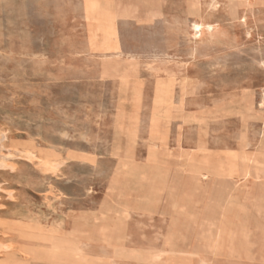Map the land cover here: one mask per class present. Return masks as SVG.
Wrapping results in <instances>:
<instances>
[{
  "label": "rangeland",
  "instance_id": "rangeland-1",
  "mask_svg": "<svg viewBox=\"0 0 264 264\" xmlns=\"http://www.w3.org/2000/svg\"><path fill=\"white\" fill-rule=\"evenodd\" d=\"M84 1L0 0V153L15 165L0 168V218L36 215L89 261L138 264L96 234L112 223L117 253L155 256L143 264H264V0H112L115 50ZM193 21L211 28L197 32ZM165 70L177 74L172 84ZM162 83L171 88L161 103ZM11 140L63 164L42 172L10 153ZM229 151L250 158L247 178L195 183V161ZM219 198L241 219L213 215L206 203ZM175 203L188 222L176 230ZM168 238L174 255L162 252Z\"/></svg>",
  "mask_w": 264,
  "mask_h": 264
},
{
  "label": "bare ground",
  "instance_id": "bare-ground-1",
  "mask_svg": "<svg viewBox=\"0 0 264 264\" xmlns=\"http://www.w3.org/2000/svg\"><path fill=\"white\" fill-rule=\"evenodd\" d=\"M85 6V14H87L88 17L91 19H95L98 21V27L103 33V38L106 44V49H117V42L115 38V28L114 26V10L112 9V0H86ZM212 2V1H211ZM230 3V2H229ZM2 4V2H1ZM28 4V3H27ZM210 5V4H209ZM1 6V5H0ZM4 7V6H3ZM32 7V5H31ZM31 9V8H29ZM33 9V8H32ZM32 11V10H31ZM30 12V10H29ZM33 15V14H32ZM35 15V14H34ZM234 15V14H233ZM86 17V16H85ZM4 18V17H3ZM237 18V17H236ZM87 19V18H86ZM200 19V18H198ZM232 19V18H231ZM230 19V20H231ZM42 20V19H41ZM88 20V19H87ZM50 21V20H49ZM190 21V19H189ZM30 22V21H29ZM116 23V22H115ZM191 25V24H190ZM193 28L199 32L203 28H211V25L208 23H202L199 21H193L192 23ZM263 26V25H262ZM5 27V26H4ZM97 27V26H96ZM162 27V26H161ZM160 27V28H161ZM191 27V26H190ZM6 28V27H5ZM98 29V28H97ZM194 30V31H195ZM95 34V33H94ZM198 34V33H197ZM163 37V36H162ZM194 37V36H192ZM36 39V38H35ZM90 39V38H89ZM164 40V39H163ZM95 41V40H94ZM93 41V42H94ZM41 42V41H40ZM100 43V42H99ZM104 43V42H103ZM91 44V43H90ZM93 44V43H92ZM91 44V45H92ZM96 44V43H95ZM163 44V42H162ZM193 44V43H192ZM103 45V44H101ZM156 45V44H155ZM91 47V46H90ZM98 47V46H97ZM102 47V46H100ZM214 47V46H213ZM212 48V47H211ZM94 50V48L92 47ZM96 49V48H95ZM129 49V48H128ZM256 49V47H255ZM104 50V49H103ZM112 50V51H113ZM194 50V49H193ZM2 51V50H0ZM5 51V50H4ZM130 51V50H129ZM154 51V50H153ZM208 51V50H207ZM235 51V50H234ZM237 51V50H236ZM257 51V50H256ZM105 52V51H104ZM109 52V51H108ZM111 52V51H110ZM233 52V51H232ZM230 53V57L233 53ZM119 53V52H118ZM147 53V52H146ZM149 53V52H148ZM154 53V52H153ZM162 53V52H161ZM121 54V51H120ZM155 54V53H154ZM237 54L234 52V55ZM1 55V54H0ZM151 55V54H150ZM215 55V54H212ZM262 55V54H261ZM229 55H226V58ZM238 56V54H237ZM236 56V57H237ZM4 58V56H2ZM1 57V58H2ZM143 57V56H142ZM156 57V56H155ZM229 57V58H230ZM241 57V56H240ZM221 58V57H220ZM223 58V57H222ZM239 58V57H238ZM238 58L236 60H238ZM225 59V57L223 58ZM240 59V58H239ZM5 60V59H4ZM232 60H234L232 58ZM242 60V59H241ZM24 61V60H23ZM27 61V60H26ZM25 61V62H26ZM29 61V60H28ZM225 61V60H224ZM245 61V60H244ZM22 62V61H21ZM37 62V61H36ZM223 62V61H222ZM226 62V61H225ZM254 62V61H253ZM256 62V61H255ZM260 62V61H258ZM262 62V61H261ZM2 63V62H0ZM102 63V62H101ZM212 63V62H211ZM232 63V62H231ZM234 63V62H233ZM24 64V63H23ZM148 65V64H147ZM1 66V64H0ZM2 67H4L2 65ZM214 67V66H213ZM153 69V68H152ZM208 69V68H207ZM242 70V69H241ZM23 71V69H22ZM212 71V70H210ZM17 72V71H16ZM15 72V73H16ZM21 72V71H20ZM24 72V71H23ZM14 73V71H13ZM210 74V73H209ZM233 74V73H232ZM20 75V74H19ZM227 75V74H226ZM8 76V74H7ZM22 76V75H21ZM177 74L171 70H165V80L167 83L172 84L173 81L175 82V77ZM34 78V77H33ZM157 78V77H156ZM159 78V77H158ZM1 79V78H0ZM160 79V78H159ZM4 80V78H3ZM24 80V79H23ZM179 80V79H178ZM185 81L184 79H182ZM156 81V80H155ZM25 82V81H23ZM4 83V82H3ZM236 83V82H235ZM170 84L164 85L159 84L156 87V91L154 97H156L157 101L162 103V100L167 98L170 94L169 89L171 87ZM237 84V83H236ZM181 85V84H180ZM49 86V85H48ZM59 86V85H58ZM155 86V85H154ZM14 87V86H13ZM64 87V86H63ZM173 87V86H172ZM217 87V86H216ZM75 88V87H73ZM216 89V88H215ZM64 91V90H63ZM62 91V92H63ZM67 91V90H66ZM174 91V90H173ZM257 92V91H256ZM255 92V93H256ZM25 93V92H24ZM30 93V92H29ZM68 93V92H67ZM65 94V92H64ZM70 94V93H69ZM259 94V93H258ZM72 95V94H71ZM257 95V94H256ZM59 96V95H58ZM74 96V95H72ZM174 96V95H173ZM262 101L260 103V106L264 107V95L262 94ZM105 97V96H104ZM260 97V96H258ZM23 98V97H22ZM29 98V97H28ZM169 98V97H168ZM155 99V100H156ZM13 100V99H12ZM53 100V99H52ZM63 101V100H62ZM75 101V100H74ZM106 101V100H105ZM9 102V101H8ZM7 102V103H8ZM153 102V101H152ZM6 103V102H5ZM103 103V102H102ZM171 103V102H170ZM43 105V104H42ZM46 105V104H44ZM160 105V104H159ZM34 106V105H33ZM157 106V105H156ZM49 107V106H48ZM162 106H160L161 108ZM17 108V107H16ZM33 108V107H32ZM40 108V107H39ZM153 108V107H152ZM99 109V108H97ZM107 109V108H106ZM158 109V107H157ZM22 110V109H21ZM33 110V109H32ZM46 110V109H45ZM110 110V109H109ZM152 110V109H151ZM161 110V109H160ZM251 110V109H250ZM157 111V110H156ZM169 111V110H168ZM30 112V111H29ZM38 112V111H37ZM45 112V111H44ZM111 112V111H110ZM8 113V112H6ZM39 113V112H38ZM156 113V112H155ZM158 113V112H157ZM21 114V113H20ZM30 114V113H29ZM75 114V111L74 113ZM160 114V113H159ZM169 114V113H168ZM172 114V113H171ZM38 115V114H37ZM152 115V114H151ZM156 115V114H154ZM250 115V114H249ZM254 115V114H253ZM106 116V115H105ZM104 116V117H105ZM172 116V115H171ZM7 117V116H6ZM160 116H158L159 119ZM250 117V116H249ZM255 117V116H253ZM10 118V117H9ZM49 118V117H48ZM78 118V117H77ZM153 118V117H152ZM156 118V117H155ZM169 118V117H168ZM251 118V117H250ZM249 118V119H250ZM4 119V118H3ZM67 119V118H66ZM105 119V118H104ZM110 119V118H109ZM53 120V119H52ZM73 120V119H71ZM76 120V119H74ZM78 120V119H77ZM154 120V119H153ZM5 121V120H4ZM13 121V120H12ZM151 121V120H149ZM159 121V120H157ZM156 121V122H157ZM166 121V120H165ZM164 121V122H165ZM94 122V121H93ZM150 123V122H149ZM158 123V122H157ZM70 124V123H69ZM74 124V123H73ZM87 124V123H86ZM104 124V123H102ZM171 124V123H170ZM178 124V123H176ZM38 125V124H37ZM48 125V124H47ZM85 125V124H84ZM107 125V124H105ZM104 125V126H105ZM264 125V124H263ZM26 126V125H25ZM34 126V124H33ZM36 126V125H35ZM34 126V128H35ZM72 126V125H71ZM87 126V125H86ZM85 126V128H86ZM102 126V125H101ZM166 126V125H165ZM170 126V125H169ZM28 127V126H27ZM30 127V126H29ZM39 127V125H38ZM81 127V126H80ZM100 127V126H99ZM106 127V126H105ZM109 127V126H108ZM154 127V125H153ZM181 127V126H179ZM70 128V127H69ZM84 128V127H83ZM98 128V127H97ZM155 128V127H154ZM157 128V127H156ZM159 128V127H158ZM165 128V127H164ZM177 128V127H176ZM17 129V128H16ZM29 129V128H28ZM71 129V128H70ZM88 129V128H87ZM85 129V130H87ZM91 129V128H89ZM109 129V128H108ZM162 129V128H161ZM3 127L0 125V144L6 139L7 135L6 133L2 132ZM20 130V129H19ZM30 130V129H29ZM40 130V127H39ZM63 130V129H62ZM65 130V129H64ZM24 131V130H23ZM26 131V130H25ZM73 131V130H72ZM77 131V130H76ZM89 131V130H88ZM87 131V132H88ZM96 131V130H95ZM99 132V130H97ZM159 131V130H158ZM33 132V131H32ZM37 132H39L37 130ZM69 132V131H68ZM90 132V131H89ZM92 132V131H91ZM153 132V131H152ZM162 132V131H161ZM181 132V130L179 131ZM41 133V132H40ZM73 133V132H72ZM151 133V132H150ZM33 134V133H32ZM31 134V135H32ZM67 134V133H66ZM80 134V133H79ZM90 133H88L89 135ZM123 134V133H122ZM163 134V133H162ZM180 134V133H179ZM36 132L34 133L35 137ZM39 135V133H38ZM81 135V134H80ZM85 135V134H84ZM151 134H148V136ZM154 135V133H153ZM157 135V134H156ZM252 135V134H251ZM70 136V134L68 135ZM87 136V135H86ZM94 136V135H92ZM101 136V135H100ZM179 136V135H178ZM242 136V135H241ZM91 137V136H90ZM153 139L157 140L156 136H151ZM32 138V137H31ZM72 138V137H71ZM150 138V136H149ZM147 138V140L149 139ZM181 138V137H180ZM22 139V138H21ZM59 139V138H58ZM57 139V140H58ZM79 139V138H78ZM98 139V137H97ZM164 139V137H163ZM169 139V138H168ZM47 140V139H46ZM66 140V139H65ZM72 140V139H71ZM151 140V139H149ZM19 141V140H18ZM36 141V140H35ZM34 141V142H35ZM50 141V140H49ZM90 141V140H89ZM88 141V142H89ZM97 141V140H96ZM165 140H163L164 142ZM178 141L177 139L175 142ZM48 142V141H47ZM82 142H80L81 144ZM84 143V142H83ZM95 143V142H94ZM104 143V142H103ZM51 144V143H50ZM54 144V143H53ZM65 144V143H63ZM92 144V143H91ZM96 144V143H95ZM101 144V143H100ZM150 144V143H147ZM161 144V143H160ZM264 144V139H263ZM10 145L12 148H14L10 153L15 156H22L29 162H36V166L39 168L42 172H51L56 173L59 170L60 165L63 164V161L57 154H55L52 151L42 150L35 148L32 145L29 144H22L19 142H16L14 140L10 141ZM59 145V144H58ZM67 145V144H66ZM98 145V144H97ZM154 145V143H153ZM63 146V145H62ZM69 146V145H67ZM77 146V145H76ZM152 146V145H151ZM168 146V145H167ZM166 146V148H167ZM48 147V146H47ZM51 147V146H49ZM78 147V146H77ZM82 147V146H80ZM96 147V146H95ZM66 148V147H65ZM68 148V147H67ZM72 148V147H71ZM98 148V147H97ZM151 147H149L150 149ZM20 149V151H18ZM140 149V148H138ZM206 149V148H205ZM7 150V149H6ZM61 150V149H60ZM64 150V149H63ZM79 150V149H78ZM94 150V148H93ZM100 150V149H99ZM149 154L147 151V154L155 159L157 151L153 149L149 150ZM156 151V153H155ZM162 151V150H161ZM3 152V151H2ZM65 152V151H64ZM165 152V151H164ZM219 152V151H218ZM221 152V151H220ZM223 152V150H222ZM221 152V153H222ZM230 152V151H229ZM233 152H236L233 150ZM232 152V153H233ZM248 152V151H247ZM160 153V152H158ZM202 153V152H201ZM226 153V152H225ZM221 154L217 155V157H213L212 155L204 156L199 161H195L198 164L197 169L195 170L194 174V181L195 183L201 185L203 182L211 181V179L216 178L218 176L223 177L225 180H229L232 183H236L242 178H247L251 173V169L249 167L248 161L250 158L247 157L246 154ZM78 155V154H77ZM163 155V154H162ZM162 155L161 158L162 159ZM203 155V154H202ZM252 155V154H251ZM194 157V156H193ZM144 158V157H143ZM148 159V158H146ZM191 159V158H190ZM97 160V157H96ZM143 160V159H142ZM164 160V159H163ZM193 160V159H192ZM197 160V159H196ZM26 161V160H25ZM98 161V160H97ZM96 161V162H97ZM140 161V160H139ZM167 161V160H166ZM78 162V161H77ZM85 162V161H84ZM162 162V161H161ZM15 163V162H14ZM71 163V162H70ZM158 163V162H157ZM194 163V162H193ZM254 163V161H253ZM156 164V163H155ZM255 164V163H254ZM35 165V164H34ZM33 165V166H34ZM71 164H69L70 166ZM73 165V164H72ZM9 168L13 170L15 168V165L9 160L8 157L4 154L0 153V168ZM23 167V166H22ZM158 167V165H157ZM34 168V167H33ZM66 168V167H65ZM69 169V168H68ZM66 170V169H65ZM64 170V171H65ZM73 170V169H72ZM256 170V169H255ZM258 170V169H257ZM68 171V170H67ZM34 172V170H33ZM69 173V171H68ZM67 173V174H68ZM156 173V172H155ZM166 173V172H165ZM168 173V172H167ZM22 174V173H21ZM70 174V173H69ZM68 174V175H69ZM24 175V174H23ZM51 175V174H50ZM159 176V173L155 174ZM65 176V175H64ZM37 177V176H36ZM54 177V176H53ZM54 179V178H53ZM61 179V178H60ZM45 180H47L45 178ZM44 180V181H45ZM155 180V179H154ZM2 181V180H1ZM0 181V182H1ZM63 182V181H62ZM18 183V181H17ZM60 183V182H59ZM51 184V182H50ZM27 185V184H26ZM43 185V184H41ZM40 185V187H41ZM49 185V184H47ZM43 187V186H42ZM49 188V186H47ZM9 189V188H8ZM15 189V188H14ZM11 190V189H10ZM30 190V189H29ZM33 190V189H32ZM3 191V190H2ZM9 191V190H7ZM48 191V190H47ZM34 192V191H33ZM61 192V191H60ZM63 192V191H62ZM22 193V192H21ZM10 198L12 197V193H7ZM61 194V193H60ZM50 195V194H49ZM53 195V194H52ZM64 195V193H63ZM8 196V197H9ZM57 196V195H56ZM228 196V195H227ZM22 197V196H21ZM58 197V196H57ZM66 197V196H65ZM55 198V197H54ZM46 199V196H45ZM48 200V199H47ZM50 201V200H49ZM60 204V202H58ZM47 204V202H46ZM230 202L227 199L219 198L216 201H210L209 203H206V207L212 212L215 216H221L222 218L227 217L235 222L239 219H241V215L238 213H231L230 211ZM48 205V204H47ZM178 203L174 204V208L172 212L169 214V223L171 225V228L176 230L179 226L185 225L184 220V214L181 212L180 209H178ZM61 207V206H60ZM15 208V207H14ZM54 209V207H52ZM18 209V208H17ZM61 209V208H60ZM59 209V212H60ZM52 211V210H51ZM131 211V210H130ZM0 215H4L1 214ZM234 217H233V216ZM3 218V217H2ZM81 224V223H80ZM84 224V223H83ZM80 226V225H79ZM82 227V226H81ZM121 226H117L114 224L110 225H104L101 227H98L96 230V234L100 237L103 243L111 247L112 256L114 257H132L138 261V264H143L147 261V259L151 260L152 257L155 256H147L146 254H134L129 255L127 252L120 249L118 253L114 249V246L112 244V238L114 239L113 235L116 233L118 228ZM77 229V228H76ZM79 229V228H78ZM72 230H75L74 228ZM81 231V230H80ZM79 231V232H80ZM83 231V229H82ZM0 233L2 234L0 236V264H111L109 260L98 258V261H89L84 259V253L83 246L81 244L77 245H70L65 244L61 241L62 236L64 235L63 230L57 228L56 226L47 225V222L42 223L40 218L36 215L32 214H21L18 216H15V218L12 219H1L0 218ZM121 233V232H119ZM8 234L7 236H5ZM119 236V235H118ZM71 237V236H70ZM77 237V236H76ZM65 238V237H64ZM75 238V237H74ZM79 238V237H78ZM171 239H165L163 242V247L166 249H162V252H170L172 255H174L175 248L174 245L171 243ZM101 242V241H100ZM118 242V241H115ZM85 246V245H84ZM86 248V247H84ZM101 248V247H100ZM99 248V249H100ZM168 248V249H167ZM87 250V249H86ZM104 250V249H103ZM152 250V249H151ZM154 250V249H153ZM156 250V249H155ZM100 251H102L100 249ZM99 251V252H100ZM149 251V250H148ZM87 252V251H86ZM85 252V253H86ZM90 252V251H88ZM104 252H108L105 251ZM93 253V252H92ZM91 253V254H92ZM149 253V252H148ZM101 254V253H100ZM95 257L97 255L93 254ZM105 255V254H104ZM109 255V254H108ZM193 255V254H192ZM106 256V255H105ZM190 256V255H189ZM90 257V256H89ZM92 257V256H91ZM94 259H97L95 258ZM103 257V256H102ZM115 262V261H114ZM117 263V262H116Z\"/></svg>",
  "mask_w": 264,
  "mask_h": 264
}]
</instances>
